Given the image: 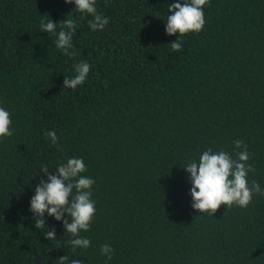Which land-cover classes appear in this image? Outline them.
Here are the masks:
<instances>
[{"label":"trees","instance_id":"trees-1","mask_svg":"<svg viewBox=\"0 0 264 264\" xmlns=\"http://www.w3.org/2000/svg\"><path fill=\"white\" fill-rule=\"evenodd\" d=\"M176 0H96L103 30L64 0H0V106L11 137L0 138V264H264V195L213 216L191 207L183 168L208 148L235 158L242 140L264 189V0H209L205 25L181 51L165 33ZM73 19L75 58L40 30L41 19ZM59 31V26L58 29ZM91 70L63 87L74 64ZM55 131L62 151L44 133ZM82 158L95 183L87 249L68 244L62 221L36 229L30 199L66 158ZM67 218V215L65 216ZM114 250L107 260L100 248Z\"/></svg>","mask_w":264,"mask_h":264},{"label":"clouds","instance_id":"clouds-1","mask_svg":"<svg viewBox=\"0 0 264 264\" xmlns=\"http://www.w3.org/2000/svg\"><path fill=\"white\" fill-rule=\"evenodd\" d=\"M66 4L72 3L79 13L92 16L88 22L92 30H103L109 24V18L99 14L96 9V0H64ZM209 0H176L167 6L171 15L166 16L165 33L169 36L177 35V39L171 42L172 51H181L183 48L182 37L188 33H198L205 25L204 7ZM47 16V15H46ZM59 26V31L57 30ZM76 22L67 18L63 23L41 19L40 30L56 36L55 46L62 50L69 58H75L78 53L73 49V35L76 32ZM74 77H65L63 87L76 89L82 85L91 70V65L86 61L74 64ZM12 120L10 112L0 106V138L11 137L14 133L11 129ZM44 135L57 146L55 131H46ZM235 158L224 150L213 151L208 148L199 156L198 162L190 160L183 168L189 174L191 189L189 195L192 198L191 207L202 214L213 216L221 205L231 208L234 205L244 208L251 202L254 194L264 195V189L259 182L252 180L249 183L248 174L254 172L252 164L248 163L251 154L247 145L242 140L233 142ZM40 172L46 176V181L41 179L34 189V195L30 199V211L34 214L36 229H44L45 238L55 240V228L45 231V214L56 221H62L65 232L71 234L72 239L68 244L73 248L87 249L91 241L81 235V232L90 230L93 218L96 214L95 201L91 199L92 187L95 181L83 173L86 165L82 158H66V162L58 164L54 174H50L46 165L41 166ZM67 215V218L65 216ZM112 247L105 243L100 252L107 260L112 259ZM58 264H83V261L72 259L64 255L58 259Z\"/></svg>","mask_w":264,"mask_h":264}]
</instances>
